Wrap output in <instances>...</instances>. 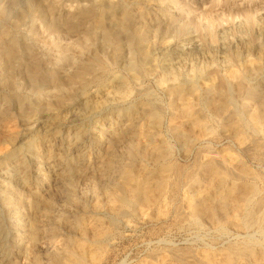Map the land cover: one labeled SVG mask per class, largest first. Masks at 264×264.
<instances>
[{
	"label": "rangeland",
	"instance_id": "374dc122",
	"mask_svg": "<svg viewBox=\"0 0 264 264\" xmlns=\"http://www.w3.org/2000/svg\"><path fill=\"white\" fill-rule=\"evenodd\" d=\"M8 1L0 0V5L8 4ZM115 1L117 13L128 10L137 15L143 10L149 19L147 25H143L144 21H139L135 32L117 34L121 43V55L117 59H112L110 52L106 53L86 34V28L81 25L87 21L86 18L79 17V24L71 25L68 17L75 16L77 12L73 11L68 17L62 12L64 7L76 2L87 4L88 0L59 1L61 19L52 17L47 21L52 26L57 24L61 30L59 33L44 27L38 20L32 25L30 17L33 8L41 4L42 0H14L9 3L7 15L0 14V27L10 29L13 20L20 21L18 27L12 26L11 30L19 44L20 54L9 64L13 67L0 68V144L10 134L8 125L12 119L20 129L14 136V149L11 150V146H8L10 149L0 150V264H57L55 255L61 254L78 240V219L83 223L97 219L106 232L102 243L96 245L90 255L95 260L91 264H184L175 254L179 255L187 250L192 252V249L194 252L218 251L226 249L228 245L242 244L264 249V131H255L248 118L249 109L257 107L258 98L264 97V63L261 61L262 65L258 70L247 75V85L254 88L256 93L241 94L231 89V93L225 94L228 111H214L212 104L218 101V94L209 93L201 83L208 72H223L230 63L241 66L248 57L255 60L264 52V0H163L160 3L163 9H160L157 0L153 4L143 0ZM217 11H220L219 14ZM156 17L159 20L157 18L156 21ZM248 18L258 22L261 31L247 29ZM195 26H200L198 29H201L198 30ZM209 31L212 32L211 35ZM188 37L192 39L187 42ZM137 39L141 46L148 47L154 55V62L157 46L160 44L175 43L180 51L172 50L158 55L157 63L153 66L148 64L151 69L143 71L139 67L140 57L135 50ZM247 39L248 42H245ZM232 52L239 53L232 57ZM83 65L89 66L92 71L85 77H79L78 71ZM97 73H102L100 82L91 78ZM116 79L124 81L119 89L111 87L108 93L99 90L109 83H117ZM82 81L88 83L85 91L81 89ZM190 81L199 86V93H195L194 111L202 120H207L203 121L206 133L199 134L197 129H193L187 131V137L183 140L178 136L179 122L172 119V105L176 99L164 91L163 87L171 82L182 84ZM97 90L99 94H94H97L95 97L99 99L100 109L98 107L92 113L83 104L90 98L89 94ZM150 106L160 112L158 135L169 144L167 147L168 152L170 151L166 158V163L171 168L168 173L170 186L163 201L148 207L130 205L117 215L108 214L104 209H95L96 206L104 208L110 200L111 190L107 179L96 173V165L109 146L108 141L115 139L119 132L128 127L132 109L142 110ZM230 112L237 114L242 122L246 139L256 141L251 149L239 145L233 136L231 123L228 121ZM61 116L68 124H53V119ZM139 121L141 119L137 118L136 122ZM115 148L118 154L124 153V144L118 143ZM213 156L231 157L239 162L249 174L246 179H240L236 173L232 174L231 181L238 182L240 179L253 183L257 193L254 200L259 201L260 198L263 202L251 207L247 204L244 212L235 213V221L244 219L243 226L229 221L215 205L213 212L202 213L195 217H199L197 220L189 215L185 196L195 197L203 189L204 183L202 178L191 183L188 174L195 172L201 160ZM141 162L148 168L155 167L151 159L138 160L137 163L142 164ZM84 174L86 177L82 178ZM247 211L251 212L247 214ZM31 228L35 231L32 239L29 236ZM162 256H166L164 262Z\"/></svg>",
	"mask_w": 264,
	"mask_h": 264
},
{
	"label": "bare ground",
	"instance_id": "6f19581e",
	"mask_svg": "<svg viewBox=\"0 0 264 264\" xmlns=\"http://www.w3.org/2000/svg\"><path fill=\"white\" fill-rule=\"evenodd\" d=\"M42 1L43 2L41 4H39V5L37 4L35 7L33 6L34 7L33 8V12H32L33 14L31 13L32 14V16L30 17L31 19L29 18L30 20H32V25L38 20L39 23L41 22V24L44 27H47L50 30H54L57 33H59V31H61V30H59V26L57 24H54L52 26L51 23L47 22L49 20V18L56 17L57 19L58 18L61 19L62 12L66 13L67 17H68L73 11H76L77 14L76 15L73 14L75 16L68 17V21L69 22L67 21V19L65 21H67L71 25H78L79 24L78 23L79 17L80 18H82V17L86 18L87 21H85L84 23L81 24V25H84V27L86 28V31H87L86 34L89 35L90 39L93 40L94 44H96L97 46H100L102 49H104L106 51V53L110 52L109 54L110 55L112 54V59H117L121 55L120 54L121 43L118 40L117 34L118 33H128L129 34L131 32H135V31H137V28H138L137 25H138L139 21H142V22L144 21L145 23L143 25H147L148 22H149V19H148L147 15H146V12L143 11V10H141L137 15L135 13H132L131 11H128V10H122V11L117 13V11H116L117 10V5H116V1L115 0H88L89 2L87 4L77 3L78 2L77 1L76 4H73L72 6L69 5V7H64V9H63V11L61 13H60V9L61 8H59L60 7L59 6V1L60 0H45V1L42 0ZM143 1H147L150 4H153V2H155L156 0H143ZM162 1L163 0H157V3L159 2L158 3L159 5L156 3V5H158L160 7V9H163L160 6V3ZM210 1L208 3H210ZM225 1L226 0H224V2ZM12 2H14V0H9L8 4H1L0 5V14L1 15H4V16L7 15L8 10H9V3L11 4ZM257 5H259V4H257ZM262 7H264V6H262ZM190 8H191V6H190ZM204 9H206V8H204ZM220 9L221 8H219V10ZM226 9H228V8H226ZM236 9L239 10V8H236ZM236 9H234V10H236ZM57 10H59V12ZM176 10H178V9H176ZM179 10H180V8H179ZM206 11H207V9H206ZM213 12H215V11H213ZM219 12H218V14H219ZM225 12H224V14H225ZM262 13H263V11H262ZM187 16L188 15H186V17ZM197 17L199 18L198 15H197ZM22 18H24V17H22ZM26 18L27 17H25V19ZM157 18L159 20V17H156V21H157ZM181 20H183V19H181ZM146 21H147V23H146ZM19 22H20L19 20H13L12 21V26L17 28L18 25H19ZM244 23H246V22L244 21ZM257 23L258 22H256L253 18H248L247 23H246V28L251 30V31L260 30L259 29L260 27H258ZM175 25H177V24H175ZM185 25H186V23H185ZM209 25H210V23H209ZM242 25H240V26H242ZM12 26H11L10 29H9V27H0V68H1V66L6 68V69L13 67V66H10L9 64L14 62V60L17 59L19 54H20V50H19V47H18L19 44L17 43V40L15 39V37H14L12 31H11L12 30ZM229 26H230V24H229ZM229 26H228V28H229ZM233 26L234 25H232V28H233ZM60 27H62V26H60ZM154 27H155V25H154ZM198 28L196 27V29H198ZM28 29H30V27L27 28V30ZM200 29H198V30H200ZM207 29H208V27H207ZM214 30H215V28H214ZM263 30H264V28H263ZM184 31H183V33H184ZM209 33H210V35L212 34L211 31H209ZM222 33H223V30H222ZM231 33H232V31H231ZM36 34L38 35V33H36ZM137 34H138V32H137ZM197 34H198V32H197ZM202 34H200V35H202ZM251 34H252V32H251ZM34 37H36V36H34ZM197 37H198V35H197ZM208 38H209V36H208ZM86 39H87V37H86ZM191 39H192V37H188L186 39V41L188 42ZM43 40H44V38H43ZM245 42H248V39ZM193 43H195V42H193ZM23 44H25V43H23ZM184 44H186V42ZM177 45H179V44H177ZM243 45H245V43ZM133 46H134V44H133ZM135 47H136L135 50H137L138 55L140 57V59H138L139 57L137 58L139 60L138 62H140L139 63L140 66L139 67L143 71H147V70L151 69L150 65L153 66V64L155 65L157 63L158 55H163L165 53H170L169 51L172 52V50L173 51H177V52L180 51V50H177L178 47H176L175 43L169 42L167 44H164V43L160 44V45L157 46V53L155 54L156 55V61L154 62V60H155L154 55L151 53V51L148 49V47L146 48V47L141 46V44L139 42V39H137ZM242 47L244 48V46H242ZM189 48H190V46H189ZM197 48H198V46H197ZM258 48H260V47H258ZM184 49L186 50V48H184ZM201 49H202V47H201ZM51 51H49V53ZM224 51H226V49ZM259 51H262V49H260ZM177 52H175V53H177ZM183 52H184V50H183ZM208 52H209V50H208ZM39 53H41L40 50H39ZM193 53H196V51L195 52L193 51ZM222 53L224 54L225 52H222ZM237 53H239V52H237ZM237 53H235V52L233 53L232 52L231 53L232 57L237 56ZM227 54H229V53H227ZM28 55H30V54H28ZM43 55H45V54H43ZM43 55H42V57H43ZM190 55H192V54H190ZM49 56L51 57V55H49ZM166 58L169 59L168 57H166ZM196 58H197V56H196ZM230 59H233V58H230ZM247 59H246V61L242 62L243 64H241V66H238V64L236 65L234 63L231 65V63L229 61L230 66H228L223 72H221L220 70L216 72V70H215V72L214 71L213 72H208V74H206L203 77L201 83H202L203 87L206 88V91H208L209 93H217L218 94V98H219L218 101H214L213 104H212L214 111H216V112L219 111V110L228 111L227 109L229 108V106L227 107V100L225 99V97H226L225 94L227 93V95H228V93H231V89L233 90V92L241 93V94L242 93H256L254 88H251V86L249 84L247 85V82H248L247 81V77H248L247 75L250 74V72H252V71H254L256 69L258 70V68L262 65V63H264V52L260 53V55L257 56L255 60L254 59L253 60H250V59L247 60ZM50 60H52V58ZM236 60H237V58H236ZM261 61H263V62L261 63ZM194 63L195 62H193V64ZM148 64H150V65H148ZM102 65H104V64H102ZM105 66H106V63H105ZM169 68H171V67H169ZM91 69L92 68H90L87 65L81 66V70L78 71V73H79L78 76L79 77H83V76L85 77V75L87 76V74L89 73V71ZM189 69H191V68H189ZM167 70L169 71V69H167ZM69 71H71V70H69ZM159 71H161V70H159ZM173 72L175 73V71H173ZM253 73H255V72H253ZM97 74H94L93 76H91V78L93 80L97 81V82L102 81V78H101L102 73L98 74V75ZM135 77H134V79H135ZM196 77H198V76L196 75ZM137 79H138V77H137ZM85 80H88V79H85ZM89 80H90V78H89ZM166 80L168 81V79H166ZM197 80H199V78ZM79 82H81V81H79ZM116 82L117 83H115V84L109 83L106 86L100 88L99 90H101L102 93H105V92L108 93V91H110L109 88L110 89H111V87L112 88H115V87L118 88V87H120L121 84H123L124 81H123V79H116ZM87 84L88 83H86L85 81H82L81 89L85 91ZM37 89H39V88H37ZM122 90H123V88H122ZM163 90L166 91L167 93L172 94L173 97L176 99L175 102L172 105V119L174 121L177 120L179 122V125H178V129H179L178 136L180 138H182L183 140H185L186 137H187V131H191L193 129H197L196 131L199 132V134H205L206 133V124L203 121H205L206 119L202 120L200 118V116H198V113L194 111V101H195V98H196L195 97V93H199V86L198 85H194L193 83H191V81L187 82V83H182V84L171 82L169 84L164 85ZM94 93H98L99 94L98 90L94 91V92H91V94H89L90 98H87L85 100V103L83 104L85 109H87L89 111H92V113H93V110H96L100 106V104L98 102L99 99L97 100L98 97L97 98L95 97V95H97V94H94ZM81 96H82V94H81ZM104 96H106V95H104ZM49 98H50V96H49ZM83 98H86V97H83ZM106 98H108V96ZM54 99H56V98H54ZM77 105H79V103ZM45 107L47 108V106H45ZM99 109H100V107H99ZM249 110L250 111L248 113V118H249V121H250L251 125L253 126V129H255V131H257L258 133L264 131V97H259L258 101H257V107H255L253 109H249ZM55 111H58V110L56 109ZM59 112H61V110ZM159 113L160 112H158V110L156 108H154V107L151 108V106H150V108H146V109H142V110L132 109V111H131V120H130L131 122L128 124V127L125 128L124 130H122L121 132H119L120 134L116 135L115 139H113L111 141H108V142H110L109 146L107 148L105 146L106 149L104 150V153L101 155V157H100V159H99V161H98V163L96 165V170H97L96 173L99 174L100 177L107 179V185H108V187L111 190V192H110V200L105 205L104 208H100V207L96 206L95 209H104L106 213L109 212L111 214L117 215V214L122 213L123 209H125L126 207H128L130 205H139L140 204V205H144V206L148 207L150 205H155L157 202L163 201L162 199H164L163 197H164V195H166V190L170 186L168 173H170L171 168L166 163V158L169 155L168 153H170V151L168 152V147H167L169 144L167 145L165 143V141L162 138H160L159 135H158L159 134V127H160V117H161V116H159ZM236 115L237 114H233L231 112L229 114V120L228 121L231 123V132H232L233 136L235 137V139H236V141L238 142L239 145L251 149V147L256 145V141L254 139L253 140L252 139L251 140H247L246 139V134L243 133V130H242V125H241L242 122H240L239 117L236 116ZM71 116H72V113H71ZM62 117L63 116H61V118H59V117H55L54 118L53 117L54 118L53 119V124H56V123L57 124L58 123L62 124L64 122L66 123L67 122L66 119L65 118L62 119ZM137 118H140L141 122L140 121L136 122ZM206 122H207V120H206ZM44 123H46V122H44ZM66 124H68V123H66ZM45 125H47V124H45ZM45 125H43V126H45ZM25 126L27 127L28 125H25ZM6 127H7V125H6ZM46 127H45V129H46ZM60 129H61V127H60ZM8 132L7 133L9 135L8 136L5 135L6 136L5 137L6 140L3 143L0 144V150L5 149V148H7V150L10 149L8 146H11V150H13L14 147L16 146L15 142H13V140H14L15 134L20 132V129H19L18 125H17V122L15 120H13V119L10 121V123L8 125ZM55 134H56V132H55ZM55 134H53V135H55ZM36 142H37V140H36ZM118 143H122L125 146V150H123L124 153H122V154H118L116 152V150H115L116 149L115 146ZM4 152H5V150H4ZM146 159H151L153 161V163L155 164V167L148 168L142 162H141L142 164H140V163L138 164L137 163L138 160H146ZM167 162H168V160H167ZM0 165H2V164H0ZM185 172H187V171H185ZM179 173L180 172H178V174ZM235 173L240 177V179L241 178L246 179L247 175L249 174V172L244 167H242L239 162H237L235 160H232L231 157L230 158H228V157L220 158V157H216V156L215 157L214 156L213 157H207V158L201 160V162L198 164L197 169L195 170V172H192L190 174L187 173L188 175H190L189 176V178H190L189 181L191 183L199 181L200 178H202V182L204 183L203 184V189H201L199 191V193H197L195 195V197H189L187 195L185 196V205L187 207V210L189 212L190 217H194L195 218V217L199 216L202 213L204 214V213H207V212L208 213L213 212L214 205H215V206L218 207V209H220L223 212V214L225 215V217H227V219L229 221H234L235 224H237L238 226L239 225L243 226V224H244L243 220L244 219L242 220L243 222L242 221L238 222L237 220L235 221V218H234L236 216L235 213L236 212H244V209L247 206V204H250V207H251V205L252 206H257V205H260V203L262 201H261L260 198H259V201H257L258 199L254 200V196L257 193L255 192L256 188L254 187L253 183L247 182L248 180L247 181H240L239 178L238 179H239L240 182L239 181L238 182L231 181V178L233 177L232 174H235ZM229 176H231V177H229ZM81 177L85 178L86 175L84 174ZM228 178H230V180ZM84 180H86V179H84ZM178 180H179V177H178ZM235 181H236V179H235ZM103 184H104V182H103ZM174 187H175V185H174ZM171 188H173V187H171ZM81 201H82V199H81ZM254 209H255V207H254ZM249 212H251V211H247V214H249ZM219 214H221V213H219ZM102 215H104V214L102 213ZM198 218H195V219L197 220ZM78 220H79V222H78V224H76V231H77V234L79 235L78 240L76 242H74L72 246L69 244L70 247L66 248L61 254L59 253V254L55 255L57 264H91L92 262L95 261L94 260V256L92 258L90 255L93 253V250H95L94 247L96 245L98 246V244L102 243L103 238L106 235V232L101 228L102 226H101L100 222L97 219H91L90 221H86L85 223H83L80 219H78ZM34 234H35V231H34L33 228H31L29 230L30 239H32ZM109 242H111V241H109ZM194 251H193V249H192V252L187 250V251L181 252L179 255L175 254V256H178L177 258L180 259L184 264H263V257H264V249H257L255 246L249 245V244L228 245V247L226 249L218 250V251H211V250H202V251L199 250V252H194ZM165 257L166 256H162L161 257L162 262H164L166 260Z\"/></svg>",
	"mask_w": 264,
	"mask_h": 264
}]
</instances>
